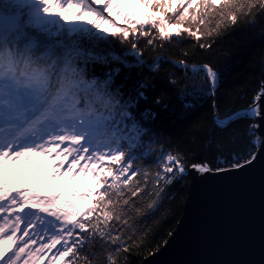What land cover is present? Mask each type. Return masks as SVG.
<instances>
[{
	"label": "snow or ice",
	"instance_id": "obj_1",
	"mask_svg": "<svg viewBox=\"0 0 264 264\" xmlns=\"http://www.w3.org/2000/svg\"><path fill=\"white\" fill-rule=\"evenodd\" d=\"M220 3L221 0H210V3L202 0V5L200 0H139L144 11L138 16L132 10L125 11L118 0H0V166L29 165L33 156H45L55 161L49 166L51 175L46 180L79 176L95 181L96 189H103L77 187L69 190L67 196L60 192L42 199L31 190H15V194L12 190L5 191L0 182V214H3L0 215L3 221L0 247L17 244L18 240L23 244L7 258L0 251L2 264H18L30 244L38 245L34 250L29 248L28 254L35 257L30 264L43 261L48 253H52L48 264H92L88 247L94 242H99L102 248L113 245L115 252L129 251L127 245L135 238L128 236L124 229L129 225L135 204L131 198L148 195L145 191L148 182L145 179L135 187L129 186L131 176L137 175L132 169L134 157L122 162L125 151L120 146V138L109 132L110 125H115L128 132L133 142H141L142 137L149 135V129L132 111L145 98L142 89L147 85L140 82L138 87L125 93L123 84H115L121 68L111 65L113 62L125 68L132 65L115 52H105L101 45L109 44L111 36L121 43L127 41L138 51L137 40H129L130 33L133 37L137 32L147 37L149 32L144 28L149 25L159 37L168 39L174 30L179 35L189 18L205 24L207 9ZM223 5L217 11L220 17L217 28L235 23L237 13L248 15L257 8L264 10V0L247 3L223 0ZM201 6L205 12L197 17L194 12ZM73 8L78 12L70 18L68 13ZM85 16L90 19L85 21ZM117 21H122L124 26ZM183 32L199 39L197 31L188 27H183ZM146 42L151 45L154 41ZM98 65L104 67L103 75L96 74ZM202 70L215 87L217 73L207 64ZM262 97L264 85L255 100ZM101 110H107L108 117ZM244 115L249 120L264 122V105L254 104ZM149 118H154V114L143 115V120ZM238 118L240 113H231L217 123L226 125ZM259 126L252 123L250 129ZM102 131L109 136L108 142L100 141ZM250 143L255 147L257 140ZM261 147L264 148V143ZM255 159L253 151L244 158L233 156L221 163L228 164L227 170H238ZM161 163L162 169L152 181L154 188H159L162 182L171 183L177 173L181 176L185 173L177 155L165 154ZM113 165L119 167L114 171ZM191 167L200 173L226 170L204 163ZM43 168L44 165H38L35 171ZM121 177H125L122 184L128 189L127 199L118 183ZM113 220L121 225L119 231L108 223ZM114 232L117 234L113 235ZM105 264H118L113 252L108 253Z\"/></svg>",
	"mask_w": 264,
	"mask_h": 264
},
{
	"label": "trees",
	"instance_id": "obj_2",
	"mask_svg": "<svg viewBox=\"0 0 264 264\" xmlns=\"http://www.w3.org/2000/svg\"><path fill=\"white\" fill-rule=\"evenodd\" d=\"M118 2L125 11L132 10L138 16L144 11L139 0ZM240 2L237 0V3ZM200 3L202 5V0ZM223 7L221 0L220 4L208 8L207 22L203 25L189 18L182 25L180 34H175L174 30L168 39L159 37L149 25L144 28L149 32L147 37L139 35V32L133 37L130 33L129 40H137L138 51H134L127 41L121 43L111 36L109 44L101 45L105 52H115L132 65L130 68L118 62L111 65L121 68L115 84H123L125 93L138 87L140 82L147 85L142 89L145 98L132 111L149 129V135L142 137L141 142H133L128 138V132L115 125H110L109 135L114 133L120 138V146L125 151L122 162L134 157L132 169L137 175L127 174L131 176L129 186L135 187L146 179L148 186L145 191L149 194L131 198L135 204L130 212L129 225L124 229L128 236L135 238L127 245L129 251L115 252L113 245L102 248L99 242H94L88 247V252L92 253L89 257L92 264H105L110 251L118 264H141L146 256L162 247L179 223L191 180L192 164L204 163L228 169V164L222 161L231 160L233 156L244 158L249 152L257 151L261 138L259 140L257 129H250V124L257 123L258 119L249 120L244 113L256 102L255 98L264 85V10L257 8L248 15L237 13L235 23L221 24L217 28L220 19L217 11ZM203 12L205 8L201 6L194 14L199 17ZM118 24L124 26L122 21ZM183 27L197 31L199 39L183 32ZM148 39H153V44H147ZM201 44L206 46L202 48ZM180 61L184 64L181 65ZM205 64L217 73L215 87L202 70ZM104 70L98 65L96 74L103 75ZM101 111L104 117H108L107 110ZM145 113L154 114V118L143 120ZM231 113H240V118L226 125L217 123ZM99 139L108 142L109 136L102 131ZM253 139L257 140L255 147L250 143ZM169 153L181 158L185 173L182 176L177 173L171 183L162 182L159 188H154L153 178L162 169L164 155ZM118 167L113 165V170ZM124 179L121 177L118 183L124 188V198L127 199L129 193L122 184ZM52 184L57 193L63 192L65 196L77 187L96 189L95 181L82 177L74 179L68 190L60 182ZM113 191L109 189V192ZM116 199L114 196V203ZM149 204L153 206L149 207ZM136 208L140 211L136 212ZM108 223L114 224L117 231L121 229L115 220Z\"/></svg>",
	"mask_w": 264,
	"mask_h": 264
},
{
	"label": "water",
	"instance_id": "obj_3",
	"mask_svg": "<svg viewBox=\"0 0 264 264\" xmlns=\"http://www.w3.org/2000/svg\"><path fill=\"white\" fill-rule=\"evenodd\" d=\"M254 104L264 105V97ZM258 123L256 159L238 170L192 169L179 223L141 264H264V122Z\"/></svg>",
	"mask_w": 264,
	"mask_h": 264
},
{
	"label": "rangeland",
	"instance_id": "obj_4",
	"mask_svg": "<svg viewBox=\"0 0 264 264\" xmlns=\"http://www.w3.org/2000/svg\"><path fill=\"white\" fill-rule=\"evenodd\" d=\"M78 12V9H76V8H73V9H71L70 10V12L68 13V15L70 16V18L71 17H73V16H75V14ZM106 16H107V14H105ZM85 21L87 20V19H90V17H87V16H85L84 18H83ZM117 23H119V21H117ZM110 31H112V29L110 28L109 29V32ZM258 123V122H257ZM258 135H259V138H262V136H261V134L258 132ZM261 136V137H260ZM62 147H63V145H62ZM48 160L45 162L48 166H51V165H53L54 163H55V161L53 160V159H51V158H47ZM40 162V161H39ZM67 167V165H65V168ZM8 173H9V168L8 169H0V182H2L3 184H4V181H5V179L7 178L8 179V181L10 182L9 183V186H8V190H11V188H12V185H14V184H20V187L22 188V190H28V188H26V184H29V183H31V182H29L28 180H26V179H24V180H19V181H17L16 182V180H15V176L12 178L11 177V175H13L14 173H12V174H10V175H8ZM23 173H21V175H22ZM199 174H201L200 172H199ZM32 178H34V177H32ZM76 178H79L78 176L76 177ZM74 179H72L71 178V176H62V177H60V178H58L54 183H57V182H60L61 183V185L63 186V187H66V189L68 190V188H70V185H71V183H72V181H73ZM54 184H50V185H47V186H45L44 187V190H45V192L46 193H48V195H50V194H54V193H57L55 190H54V188H52V186H53ZM5 186V191H8L7 189H6V185H4ZM4 203H7L6 201L4 202ZM26 211H27V209H26ZM3 215V214H2ZM0 223H3V221L2 220H0ZM21 227H23V225H21ZM30 231V233H31V229L29 230ZM21 235V233H17V236H20ZM25 239H27V238H25ZM17 243H18V245L16 246V248L13 250V252H15V251H17V249H18V247H22L23 246V244H22V242H20L19 240L17 241ZM14 246V244H11V243H9V244H5L4 246H2V247H0V251H2V252H4V255H5V258H7V254H8V251L12 248ZM36 247H38V245H29V248L30 249H35ZM29 248H26L25 249V253H23V254H21V256H20V259H19V261H18V264H24V262L26 261V260H28L29 261V264H30V262H31V259H34L35 257L34 256H30L28 253H29ZM9 255H11V254H9ZM8 255V256H9ZM42 261H37V264H39V263H41ZM1 264H2V261H1Z\"/></svg>",
	"mask_w": 264,
	"mask_h": 264
}]
</instances>
